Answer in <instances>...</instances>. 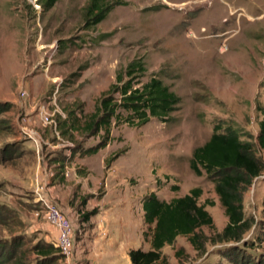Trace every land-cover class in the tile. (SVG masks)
Here are the masks:
<instances>
[{
	"label": "rangeland",
	"instance_id": "obj_1",
	"mask_svg": "<svg viewBox=\"0 0 264 264\" xmlns=\"http://www.w3.org/2000/svg\"><path fill=\"white\" fill-rule=\"evenodd\" d=\"M88 1L53 0L45 6L49 0H0V148L16 147L0 162V204L12 210L9 225L0 223V239L22 235L26 264L41 257L29 250L34 244L55 245L47 239L50 225L37 201L38 186L71 219L76 263L130 264L128 251L109 259L91 245L94 236L100 241L98 234L108 233L95 235V215L120 194L134 196L133 239L126 244L148 250L139 197L155 192L169 201L200 187L198 202L214 222L213 228H201L208 237L203 250L178 236L162 249L166 262L156 264H232L224 249L234 246L251 260L264 256L258 241L264 233V175L243 194V212L253 226L242 241L224 243L213 241L227 223L214 182L189 167L192 150L216 125L236 128L264 158L256 139L264 115V0H106L112 7L97 23L85 19ZM133 60L145 70L128 76L125 67ZM152 76L181 98L168 119L150 117L138 125L119 108L106 145L83 153L104 140L101 130L92 135L83 126L111 84L139 87ZM114 97L119 101L118 93ZM43 110L50 124L43 122ZM34 139L48 164L45 172L37 170ZM69 151L78 153L72 157ZM54 158L62 166L54 167ZM92 210L84 221L82 215ZM113 214L127 217L126 211ZM103 220L112 221L109 214ZM57 264H64L62 256Z\"/></svg>",
	"mask_w": 264,
	"mask_h": 264
},
{
	"label": "trees",
	"instance_id": "obj_2",
	"mask_svg": "<svg viewBox=\"0 0 264 264\" xmlns=\"http://www.w3.org/2000/svg\"><path fill=\"white\" fill-rule=\"evenodd\" d=\"M53 0H49L51 4ZM111 3L106 0H89L85 6V19H92L93 23L104 19L111 9ZM144 66L140 61L133 60L125 67L128 76L136 72H143ZM121 76L119 75V81ZM120 95L119 101H114V94ZM181 98L170 90L163 80L152 76L139 87H134L130 81L122 84L113 83L95 105V111L83 126V130L92 135L100 130L103 138L100 143L84 149L85 154H92L104 147L110 134V125L118 115V109L123 108L137 118L136 124L146 123L150 117L168 119V115L175 111ZM221 129V130H220ZM257 143L264 152V115L259 121ZM15 145L9 143L0 148V162L9 160L14 154ZM59 166H62L61 164ZM58 166V167H59ZM189 167L196 175L204 171L214 182V190L224 209L227 223L220 232L215 233L213 241L239 242L245 233L253 226V219L245 217L243 212V194L252 184L253 179L264 175V158H258L249 139H241L236 128L216 125L207 141L196 146L189 158ZM202 190L200 187L190 189L189 193L173 197L169 201L160 199L155 192L142 197L143 222L149 232L144 230L143 237L149 242L150 248L130 249L128 257L131 264H156L166 262L163 254L165 245H172L178 236L186 237L191 245L202 251L207 236L201 231L206 226L213 228L214 222L205 205L198 202ZM96 210L82 215L88 221ZM264 213V199H263ZM12 216V210L0 204V223L9 225L6 220ZM264 246V233L258 239ZM22 235H11L0 239V264H26L27 249L24 248ZM29 250L36 251L41 257L35 264H57L61 259L58 249L49 242H38ZM225 254H231L232 264H264V256L251 260L238 246L224 249Z\"/></svg>",
	"mask_w": 264,
	"mask_h": 264
},
{
	"label": "crops",
	"instance_id": "obj_3",
	"mask_svg": "<svg viewBox=\"0 0 264 264\" xmlns=\"http://www.w3.org/2000/svg\"><path fill=\"white\" fill-rule=\"evenodd\" d=\"M30 141H32V140L30 139ZM26 146H27V148H31L30 145H26ZM50 146L54 147L51 144H50ZM34 148L35 149H32V150H35V152H37L38 157H39L38 158V164L36 166L37 170H41V171L45 172L46 169H48V164L44 160L43 155L42 154L40 155L39 147L35 145ZM75 152H77V151H75ZM75 152L72 153V151H69L68 154L73 157L76 154ZM51 164L54 167L59 166L60 165V159L58 158V160H57L56 158H54L52 160ZM65 165H66V163H65ZM37 183L39 184V182H36V184ZM106 194H107V192H106ZM106 194H105V196H106ZM122 195L123 194H120L121 198L119 197V195H117L116 197H119V198H117V200H115L111 205H106V206L104 205L105 207L103 208V210H101L98 214L95 215L96 219H95V227L93 229L94 230L93 232L94 233L97 232V234H98L99 230H105L108 233L106 235L98 234L99 237L101 238L100 241H97V239H94V237H95L94 236L93 239L91 240V245H93V247L96 249H101L103 251V254L108 255L109 259H114L118 254H122L125 251H129V247H127L126 242L128 239L132 238L131 234H129L130 233L129 230H130V228H132V226L134 224V219L132 218L131 213H130L131 208H132L131 203L133 201L134 196L131 195L132 197L129 196V197L122 198ZM143 196L139 197L141 209H142L141 200H142ZM114 210H116V211L121 210L124 214L126 211L127 217L125 218V220L117 219L115 217V214H113ZM108 214L112 219L111 222H107V221L103 220V216L108 215ZM125 216H126V214H125ZM142 221H143V209L141 210L140 218H139L140 225L142 224ZM140 225H138L139 226L138 229H140ZM48 227H49L50 233H49V237H47V239L51 240V242L52 241L54 242L56 240V237H57V231L55 228H53L51 226H48ZM97 234L95 233V235H97ZM138 239L140 240V242L142 241L140 236H139V233H138ZM104 251H107V253ZM127 255H128V253H127ZM76 256H78V252H76ZM128 259H129V257H128Z\"/></svg>",
	"mask_w": 264,
	"mask_h": 264
},
{
	"label": "built area",
	"instance_id": "obj_4",
	"mask_svg": "<svg viewBox=\"0 0 264 264\" xmlns=\"http://www.w3.org/2000/svg\"><path fill=\"white\" fill-rule=\"evenodd\" d=\"M40 116L45 124H50L53 122L49 118L48 114L43 110L40 112ZM30 138L32 136L30 135ZM33 139V138H32ZM35 145L38 146V141L34 139ZM39 188L34 190L37 195V201L40 203L41 207L45 211L46 222L57 231V237L55 240V246L58 249L59 254L64 259V264H79L74 261L73 256V225L71 219L68 215L63 213V211L55 204L53 201L47 199L40 193Z\"/></svg>",
	"mask_w": 264,
	"mask_h": 264
}]
</instances>
